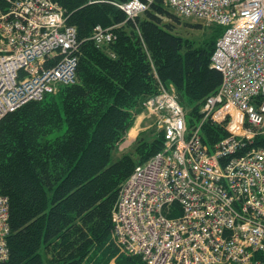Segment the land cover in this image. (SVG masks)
Returning a JSON list of instances; mask_svg holds the SVG:
<instances>
[{
    "label": "built area",
    "instance_id": "2783aa9c",
    "mask_svg": "<svg viewBox=\"0 0 264 264\" xmlns=\"http://www.w3.org/2000/svg\"><path fill=\"white\" fill-rule=\"evenodd\" d=\"M153 0L121 4L128 18ZM186 18L219 25L211 56L219 88L190 126L176 93L159 79L146 101L163 148L136 165L113 211L114 233L147 264H264V0H164ZM55 0H0V120L77 79L81 42ZM97 46L116 38L97 25ZM212 122L227 135L205 139ZM10 199L0 191V264L9 258Z\"/></svg>",
    "mask_w": 264,
    "mask_h": 264
},
{
    "label": "trees",
    "instance_id": "16d2710c",
    "mask_svg": "<svg viewBox=\"0 0 264 264\" xmlns=\"http://www.w3.org/2000/svg\"><path fill=\"white\" fill-rule=\"evenodd\" d=\"M55 1L64 7L67 23L77 28L82 41L79 80L61 87L70 100L64 110L70 129L64 138H48L44 129L60 119L57 111L51 120L53 106L42 102L50 95L29 101L0 120V191L10 199L11 227L10 254L3 264H85L98 251L113 257L117 249L109 243L122 183L164 145L162 132L161 139L138 152L142 162L130 155L111 159L116 139L131 122L135 93L144 91L143 85L151 87L150 95L157 93L156 68L161 81L176 85L181 104L196 103L197 109L222 82L221 71L211 67L223 32L219 25L217 37L182 55L179 51L188 42L172 31L179 14L164 0H153L136 20L114 4L129 0ZM99 24L117 33L108 44L114 58L90 38ZM203 130L212 145L227 135L212 122ZM254 145L264 147V135L258 134ZM122 261L138 264L135 257Z\"/></svg>",
    "mask_w": 264,
    "mask_h": 264
},
{
    "label": "rangeland",
    "instance_id": "374dc122",
    "mask_svg": "<svg viewBox=\"0 0 264 264\" xmlns=\"http://www.w3.org/2000/svg\"><path fill=\"white\" fill-rule=\"evenodd\" d=\"M114 4L121 8L122 3L114 2ZM170 10L176 15H178V13L174 9L170 8ZM143 16L144 15H142V17ZM178 16L180 18V22L174 21L172 31L173 33L181 36L188 42V45H186V47H183L179 51V54L185 55L187 52L194 50L195 48L203 45L204 43L211 41L212 37H217L216 33H218V29H216V25H208L195 18H186L180 15ZM164 21L170 22L168 18H165ZM115 35L117 36V33H115ZM110 46L111 45L97 46V48L103 50V52L109 54L111 57L114 58L116 57V54L112 49H110ZM154 66L155 65L153 64V67ZM154 72L155 82H158L159 84V79H161V77L157 73L156 68ZM78 80L79 77L77 76V79L74 83H76ZM163 82L168 87H170L179 98L178 89L176 85L171 81L165 82L163 80ZM62 86H60V88ZM99 87L100 86H97L96 88ZM60 88L56 93L48 96L45 100L42 101H49L53 106V108L51 109V112L53 114L52 116H50L51 120H54V118L57 117V111L60 114V119L57 122H53V124L47 125L44 129V131L49 132L47 134L48 138L52 139H56L57 137L64 138L68 134L70 129L69 122L67 120L68 117L64 113L66 105H68L70 100L65 97L62 91V89L64 88ZM142 89L144 91H137L135 93L136 95H138V100L136 104L129 109L131 122L126 128V130L116 139L114 147L111 150L112 160L120 159L124 155H130L135 159L136 163L142 162L144 158L143 156H140L138 152L142 149L144 145H146L147 148H150L153 142H155L157 139H161L162 137L163 130L160 127L157 116L150 109H148L146 105L147 99L152 96L148 92L151 87L143 85ZM94 95H96L95 92ZM182 104L188 113L189 123L194 122L201 116V108L203 106L202 103L200 104V106H197V109H195L196 103H188L186 100H184ZM262 135H264V133ZM206 138L211 141L207 135ZM126 180L123 181L122 185L126 182ZM109 244L113 245V247L117 249V253L113 257L109 258V256L106 255L105 257H103L101 251H98L96 253H92L89 256L88 261L85 262V264H124V262L122 261V258L124 257H135L138 261V264H147L142 257L125 249L118 242L114 232L112 233L111 243ZM105 251L106 253L108 252L106 248Z\"/></svg>",
    "mask_w": 264,
    "mask_h": 264
}]
</instances>
